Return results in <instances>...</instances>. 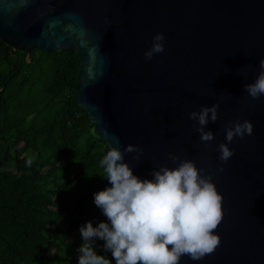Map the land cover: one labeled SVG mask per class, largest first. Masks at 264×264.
Returning a JSON list of instances; mask_svg holds the SVG:
<instances>
[{
    "label": "water",
    "instance_id": "water-1",
    "mask_svg": "<svg viewBox=\"0 0 264 264\" xmlns=\"http://www.w3.org/2000/svg\"><path fill=\"white\" fill-rule=\"evenodd\" d=\"M157 32L165 50L145 59ZM0 41L23 52H75L78 107L107 149L143 148L139 160L124 156L140 178L177 166L170 152L212 174L223 196L220 243L179 264H264V96L243 89L264 57V0H0ZM215 102L218 119L205 126L214 139L204 142L189 113ZM244 119L253 133L233 138L218 171L224 126ZM106 186L104 177L89 197Z\"/></svg>",
    "mask_w": 264,
    "mask_h": 264
},
{
    "label": "trees",
    "instance_id": "trees-1",
    "mask_svg": "<svg viewBox=\"0 0 264 264\" xmlns=\"http://www.w3.org/2000/svg\"><path fill=\"white\" fill-rule=\"evenodd\" d=\"M79 65L0 41V264H77L79 227L102 221L89 195L108 149L77 105Z\"/></svg>",
    "mask_w": 264,
    "mask_h": 264
},
{
    "label": "clouds",
    "instance_id": "clouds-1",
    "mask_svg": "<svg viewBox=\"0 0 264 264\" xmlns=\"http://www.w3.org/2000/svg\"><path fill=\"white\" fill-rule=\"evenodd\" d=\"M165 50V36L157 32L151 47L144 53L145 59ZM243 89L253 99L264 96V57L259 60V72ZM219 103L202 105L192 110L189 118L196 121L195 131L199 139H214L206 125L218 119ZM225 141L218 148V171H223L234 154L229 144L234 137L253 133L248 119L236 120L224 126ZM143 148L131 143L123 149L109 146L100 159L109 185L93 193V203L101 210L106 221L93 225L91 220L79 227L83 243L78 247L77 264H112L105 255L98 254L94 245L103 241V249L110 252L115 264H179L188 255L200 260L212 253L220 243L214 230L222 220V194L212 180V174H203L195 161L181 159L175 153L168 158L177 166L161 165L151 170V179L134 174L133 167L124 160L126 153H136L139 160ZM31 165L32 161L26 162ZM170 246V247H169Z\"/></svg>",
    "mask_w": 264,
    "mask_h": 264
}]
</instances>
